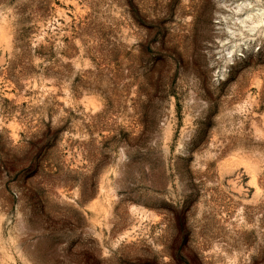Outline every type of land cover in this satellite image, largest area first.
Returning <instances> with one entry per match:
<instances>
[{
    "label": "rangeland",
    "instance_id": "374dc122",
    "mask_svg": "<svg viewBox=\"0 0 264 264\" xmlns=\"http://www.w3.org/2000/svg\"><path fill=\"white\" fill-rule=\"evenodd\" d=\"M256 8L0 0V264H264Z\"/></svg>",
    "mask_w": 264,
    "mask_h": 264
},
{
    "label": "bare ground",
    "instance_id": "6f19581e",
    "mask_svg": "<svg viewBox=\"0 0 264 264\" xmlns=\"http://www.w3.org/2000/svg\"><path fill=\"white\" fill-rule=\"evenodd\" d=\"M245 17L249 19L254 26L264 23V11L261 8H256L254 12L249 11Z\"/></svg>",
    "mask_w": 264,
    "mask_h": 264
}]
</instances>
